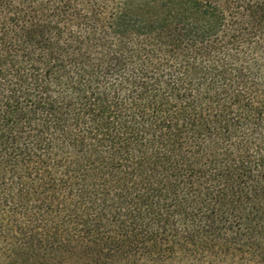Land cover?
I'll return each instance as SVG.
<instances>
[{"label":"trees","instance_id":"1","mask_svg":"<svg viewBox=\"0 0 264 264\" xmlns=\"http://www.w3.org/2000/svg\"><path fill=\"white\" fill-rule=\"evenodd\" d=\"M0 0V264H264V0Z\"/></svg>","mask_w":264,"mask_h":264},{"label":"rangeland","instance_id":"2","mask_svg":"<svg viewBox=\"0 0 264 264\" xmlns=\"http://www.w3.org/2000/svg\"><path fill=\"white\" fill-rule=\"evenodd\" d=\"M227 1H230L228 4V8H227V11L229 12H237L239 11V9L234 6L235 5V0H227Z\"/></svg>","mask_w":264,"mask_h":264}]
</instances>
